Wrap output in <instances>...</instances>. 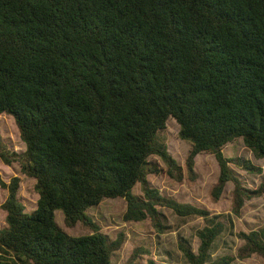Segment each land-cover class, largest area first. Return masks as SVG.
I'll use <instances>...</instances> for the list:
<instances>
[{
  "label": "trees",
  "instance_id": "trees-1",
  "mask_svg": "<svg viewBox=\"0 0 264 264\" xmlns=\"http://www.w3.org/2000/svg\"><path fill=\"white\" fill-rule=\"evenodd\" d=\"M10 114L26 146L11 152L0 136V158L18 162L36 180L37 208L18 198L20 179L9 184L1 208L0 264H111V241L98 231L71 236L56 223L92 224L84 211L104 199L127 201L125 221L150 218L165 230L157 206L179 217H201L197 254L180 248L189 264L210 260L226 230L219 216L162 198L150 187L159 174L194 177L195 158L212 153L220 176L218 199L233 182V210L264 194L242 187L222 149L236 139L264 159V0H0V115ZM169 118L191 145L184 168L158 134ZM249 173H261L237 160ZM139 184L143 197L133 194ZM94 228V227H93ZM244 259H264V225L240 233ZM148 264H155L150 260Z\"/></svg>",
  "mask_w": 264,
  "mask_h": 264
},
{
  "label": "rangeland",
  "instance_id": "rangeland-1",
  "mask_svg": "<svg viewBox=\"0 0 264 264\" xmlns=\"http://www.w3.org/2000/svg\"><path fill=\"white\" fill-rule=\"evenodd\" d=\"M0 136L9 151L20 154L26 150L12 115H0ZM158 139L166 144L168 153L184 168L191 145L180 139L179 125L175 119L169 118L166 128L158 134ZM222 152L227 159L233 160L229 162V167L242 187L257 190L264 179V159L255 157L242 139L228 143ZM149 160L161 170L159 174H149L148 181L150 187L157 190L162 198L206 210L211 215L219 216L225 224L226 230L211 248V261L230 257L233 259L230 264H264V259L257 254L244 259L239 257V250L245 243L239 234H247L264 225V194L247 199L237 215L233 210V182L226 184L218 199L212 195V189L220 176L219 164L212 153L203 152L195 158L193 178L188 177L184 169L181 179L170 177L159 157L152 156ZM237 160H247L262 172L249 173L236 164ZM15 177L20 179L17 195L25 211L30 213L38 205L36 180L24 174L18 162L6 164L0 158V229L6 226L7 213L1 206L9 194L1 183L9 184ZM133 194L143 197L139 184L134 187ZM157 209L164 224L163 232L154 227L150 218L142 222L125 221L123 215L127 210V201L123 198L104 199L98 206L87 208L83 214L92 224L84 225L78 221L74 226L67 227L61 210H56L54 217L55 223L71 236L89 234L97 228L111 241L122 238L121 248L111 251V264H148L150 260L155 264H189L180 243L186 242L193 253L197 254L200 243L197 232L207 225L206 220L201 217H179L166 206H157Z\"/></svg>",
  "mask_w": 264,
  "mask_h": 264
}]
</instances>
